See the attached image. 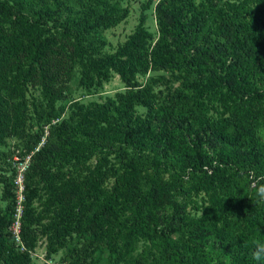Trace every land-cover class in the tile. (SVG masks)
Returning a JSON list of instances; mask_svg holds the SVG:
<instances>
[{
    "label": "trees",
    "instance_id": "trees-1",
    "mask_svg": "<svg viewBox=\"0 0 264 264\" xmlns=\"http://www.w3.org/2000/svg\"><path fill=\"white\" fill-rule=\"evenodd\" d=\"M260 185L264 0H0V264H256Z\"/></svg>",
    "mask_w": 264,
    "mask_h": 264
},
{
    "label": "rangeland",
    "instance_id": "rangeland-1",
    "mask_svg": "<svg viewBox=\"0 0 264 264\" xmlns=\"http://www.w3.org/2000/svg\"><path fill=\"white\" fill-rule=\"evenodd\" d=\"M138 5H139L138 2L134 1L132 3L131 13L128 19L126 21L121 22L117 26L105 31V35L110 43L109 47L114 48L118 44V42H122L126 38L127 34L132 31L137 21ZM148 25L150 26L151 29H153L155 25L154 21H152V19L150 18L148 20ZM103 89H104L103 91L104 95H102V99L103 96H105L106 94H113L115 91L122 89V83L120 82L119 76L117 74L114 75L112 79L104 85ZM81 93H82L81 91H77L75 95L78 96ZM93 98L97 99L98 95L93 96ZM45 243H46L45 240L43 239L39 240L37 246L31 252V254L35 258L36 264L58 263L59 262L58 259L60 258V252L55 254L54 259L52 260L45 258V254H46Z\"/></svg>",
    "mask_w": 264,
    "mask_h": 264
},
{
    "label": "built area",
    "instance_id": "built-area-1",
    "mask_svg": "<svg viewBox=\"0 0 264 264\" xmlns=\"http://www.w3.org/2000/svg\"><path fill=\"white\" fill-rule=\"evenodd\" d=\"M24 169V166H20V170L18 171V175L16 178L17 181V195H16V203H15V221L12 224V230L14 231V233L17 235V239H19V232H20V217L22 216V210H23V194H22V190H23V185H22V170ZM22 250L25 249L24 246H21ZM54 264H60L58 263H54Z\"/></svg>",
    "mask_w": 264,
    "mask_h": 264
},
{
    "label": "clouds",
    "instance_id": "clouds-1",
    "mask_svg": "<svg viewBox=\"0 0 264 264\" xmlns=\"http://www.w3.org/2000/svg\"><path fill=\"white\" fill-rule=\"evenodd\" d=\"M256 195L258 197V202L264 201V185H260L256 189ZM252 259L256 262V264H264V241H254Z\"/></svg>",
    "mask_w": 264,
    "mask_h": 264
}]
</instances>
